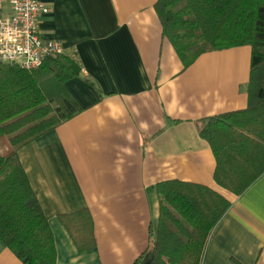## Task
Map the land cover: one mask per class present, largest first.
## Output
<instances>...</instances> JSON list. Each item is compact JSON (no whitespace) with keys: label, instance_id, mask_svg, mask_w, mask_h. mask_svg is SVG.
Returning a JSON list of instances; mask_svg holds the SVG:
<instances>
[{"label":"crops","instance_id":"obj_1","mask_svg":"<svg viewBox=\"0 0 264 264\" xmlns=\"http://www.w3.org/2000/svg\"><path fill=\"white\" fill-rule=\"evenodd\" d=\"M40 1L50 7L41 35L61 41L81 67L65 82L81 110L18 151L53 234L55 264H140L159 223L157 184L170 180L230 203L200 264H264V173L239 195L222 188L199 133L206 117L247 106L250 46L207 51L184 67L157 0ZM85 209L96 245L81 251L59 216ZM0 264L24 263L0 241Z\"/></svg>","mask_w":264,"mask_h":264},{"label":"trees","instance_id":"obj_2","mask_svg":"<svg viewBox=\"0 0 264 264\" xmlns=\"http://www.w3.org/2000/svg\"><path fill=\"white\" fill-rule=\"evenodd\" d=\"M155 10L184 67L207 51L251 48L247 106L206 117L199 131L216 160L214 182L239 195L264 173V0H157ZM80 70L65 53L29 70L0 64V241L24 264H55V248L18 151L81 110L65 86ZM157 194L156 236L137 262L200 264L229 201L178 180L158 183ZM59 218L79 250L96 245L88 210Z\"/></svg>","mask_w":264,"mask_h":264},{"label":"built area","instance_id":"obj_3","mask_svg":"<svg viewBox=\"0 0 264 264\" xmlns=\"http://www.w3.org/2000/svg\"><path fill=\"white\" fill-rule=\"evenodd\" d=\"M8 12L0 15V64L34 69L51 55L64 52L61 41L44 38L39 19L50 12L40 0H0Z\"/></svg>","mask_w":264,"mask_h":264},{"label":"water","instance_id":"obj_4","mask_svg":"<svg viewBox=\"0 0 264 264\" xmlns=\"http://www.w3.org/2000/svg\"><path fill=\"white\" fill-rule=\"evenodd\" d=\"M144 264H148V262L144 263Z\"/></svg>","mask_w":264,"mask_h":264}]
</instances>
